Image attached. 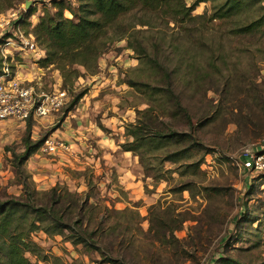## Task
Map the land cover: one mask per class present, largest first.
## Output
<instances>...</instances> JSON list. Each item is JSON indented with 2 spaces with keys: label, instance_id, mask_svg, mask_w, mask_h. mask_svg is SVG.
I'll list each match as a JSON object with an SVG mask.
<instances>
[{
  "label": "rangeland",
  "instance_id": "obj_1",
  "mask_svg": "<svg viewBox=\"0 0 264 264\" xmlns=\"http://www.w3.org/2000/svg\"><path fill=\"white\" fill-rule=\"evenodd\" d=\"M55 2L0 0V41L14 14L34 10L19 22L29 31ZM173 2L188 6L195 0ZM211 7L209 1L198 3L191 15L209 14ZM159 11L134 10L124 24L139 29L137 38L148 53L165 64L180 107L168 97L149 96L144 85H128L161 86L164 79L125 38L110 42L94 68L76 65L79 77L65 84L58 70L42 67L40 90L65 88L69 99L48 116L0 121V201L29 192L34 203H44L54 186L88 196L98 209L73 216L91 218L90 226L103 216L104 242L127 264H264V169L246 171L240 156L247 145L264 155V0H244L237 16L209 21L193 17L179 23ZM256 19L263 22L260 31L237 33ZM150 105L151 136L136 142L126 125ZM27 124L32 140L41 143L22 163L31 184L25 192L12 151H23ZM167 127L185 135L153 136ZM48 136L63 140L67 150L43 151ZM105 206L122 211L104 212ZM63 234L36 229L30 237L50 257L25 256L38 264H110L100 263L98 252L67 241V230Z\"/></svg>",
  "mask_w": 264,
  "mask_h": 264
},
{
  "label": "trees",
  "instance_id": "obj_2",
  "mask_svg": "<svg viewBox=\"0 0 264 264\" xmlns=\"http://www.w3.org/2000/svg\"><path fill=\"white\" fill-rule=\"evenodd\" d=\"M55 1L54 10L44 11L30 30L37 45L45 52L44 58L38 60L41 67L52 66L53 69L58 70L65 84L72 81L71 77L73 80L79 77L80 72L76 65L86 69L94 68L110 42L125 38L127 47L136 52L141 60L145 59L149 62L154 69H160L164 79L161 86L148 83L137 84V82H128V85L132 87L144 85L147 90L149 89L148 91L145 89L149 96L158 94L166 99L168 97L179 107V97L172 89L170 72L165 64L158 61L157 56L152 57L148 53L143 40L137 38L140 30L133 25L124 24L125 15L134 10L155 12L160 9L161 14L170 15L172 20L179 23L193 17L207 18L209 21L237 16L244 3V0H195L194 4L186 6L183 2L176 3L173 0H77L79 3L77 7H74L68 0ZM206 1L212 5L210 13L208 14L206 10L200 15L192 16L195 6ZM65 12H68L71 17L65 16ZM33 13L34 10L28 8L22 17L29 19ZM258 19L243 23L236 28L237 33L260 31L263 22ZM184 32L189 34L186 30ZM81 96L82 93L77 97ZM153 111L150 105L138 112L141 115L136 122L126 125L127 136L133 137L136 142L150 138L151 132L148 126L155 117ZM161 124L164 123L161 122ZM30 129L31 125L27 124L26 134L22 138L23 151H12V163L20 179L19 184L25 192L30 190L31 184L25 175L22 163L41 143L40 140H32ZM155 133L156 135L153 136H157L158 140H170L185 135L170 127L157 129ZM27 193L24 196H11L0 201V264H38L31 262L25 256L26 253L35 256L37 260L47 261L50 256L43 252L30 237L36 229H41L50 236L64 235V231L67 230L66 240L98 252L100 263L127 264L125 258L114 249L111 243L104 242V237L108 235V228L103 227L105 221L103 216L97 217L93 226L89 223L91 218L87 220L84 215L73 216L75 211L98 209V204L90 203L88 196L69 192L65 187L54 186L46 192L48 194L46 202L34 203L29 192ZM103 209L104 212L122 211L110 209L107 206ZM29 214H33L34 218L28 220ZM170 233V237L176 239L173 230H170Z\"/></svg>",
  "mask_w": 264,
  "mask_h": 264
},
{
  "label": "built area",
  "instance_id": "obj_3",
  "mask_svg": "<svg viewBox=\"0 0 264 264\" xmlns=\"http://www.w3.org/2000/svg\"><path fill=\"white\" fill-rule=\"evenodd\" d=\"M14 15L13 22L8 20L6 30L2 29L7 36L0 41V121L26 122L59 110L69 96L65 88L57 87L45 92L40 90L36 80H24L17 75L19 57H22L18 56V51L24 50L34 57L38 56L41 48L30 31L33 23H30L29 31H24L19 25L22 17ZM42 150L49 155H60L67 150V146L60 138L48 136L43 141ZM240 156L246 171L264 169L261 150L247 145Z\"/></svg>",
  "mask_w": 264,
  "mask_h": 264
},
{
  "label": "crops",
  "instance_id": "obj_4",
  "mask_svg": "<svg viewBox=\"0 0 264 264\" xmlns=\"http://www.w3.org/2000/svg\"><path fill=\"white\" fill-rule=\"evenodd\" d=\"M20 49V48H19ZM20 59V64L17 67V75L24 80H36L38 85L41 87L43 82L44 70L37 63L38 59L44 58L45 52L43 49L40 50L38 56L32 57L29 52L24 50L18 51V56ZM55 78V72H54Z\"/></svg>",
  "mask_w": 264,
  "mask_h": 264
},
{
  "label": "water",
  "instance_id": "obj_5",
  "mask_svg": "<svg viewBox=\"0 0 264 264\" xmlns=\"http://www.w3.org/2000/svg\"><path fill=\"white\" fill-rule=\"evenodd\" d=\"M29 4H30V2H29V1H27V2H26V7H28V6H29Z\"/></svg>",
  "mask_w": 264,
  "mask_h": 264
}]
</instances>
